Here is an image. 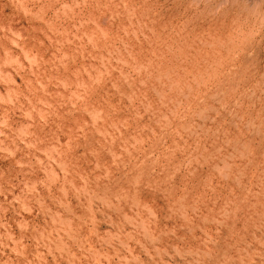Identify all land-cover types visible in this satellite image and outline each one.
<instances>
[{
    "label": "rangeland",
    "instance_id": "obj_1",
    "mask_svg": "<svg viewBox=\"0 0 264 264\" xmlns=\"http://www.w3.org/2000/svg\"><path fill=\"white\" fill-rule=\"evenodd\" d=\"M263 15L0 0V264H264Z\"/></svg>",
    "mask_w": 264,
    "mask_h": 264
},
{
    "label": "bare ground",
    "instance_id": "obj_2",
    "mask_svg": "<svg viewBox=\"0 0 264 264\" xmlns=\"http://www.w3.org/2000/svg\"><path fill=\"white\" fill-rule=\"evenodd\" d=\"M253 11H254V9H253ZM264 16V15H263ZM260 22V21H259Z\"/></svg>",
    "mask_w": 264,
    "mask_h": 264
}]
</instances>
